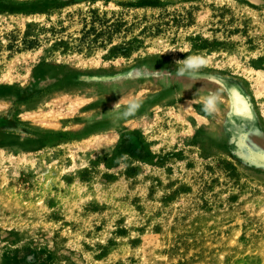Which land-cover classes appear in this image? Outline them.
I'll return each mask as SVG.
<instances>
[{
  "label": "rangeland",
  "instance_id": "rangeland-1",
  "mask_svg": "<svg viewBox=\"0 0 264 264\" xmlns=\"http://www.w3.org/2000/svg\"><path fill=\"white\" fill-rule=\"evenodd\" d=\"M258 81L264 0H0V264H264Z\"/></svg>",
  "mask_w": 264,
  "mask_h": 264
},
{
  "label": "water",
  "instance_id": "water-1",
  "mask_svg": "<svg viewBox=\"0 0 264 264\" xmlns=\"http://www.w3.org/2000/svg\"><path fill=\"white\" fill-rule=\"evenodd\" d=\"M227 93H228V96H229V107H230V113L231 115H239V116H244V117H247V118H252V111H251V108H250V104H249V100H248V97L247 95L239 92L238 89H236L235 87H231L229 89H227ZM234 96H237V97H241L243 100H245V110L244 111H239L237 110L235 107H234V100H235V97ZM248 101H247V100ZM256 158L258 159V161L261 163V164H264V155L262 154H258L256 156Z\"/></svg>",
  "mask_w": 264,
  "mask_h": 264
},
{
  "label": "clouds",
  "instance_id": "clouds-1",
  "mask_svg": "<svg viewBox=\"0 0 264 264\" xmlns=\"http://www.w3.org/2000/svg\"><path fill=\"white\" fill-rule=\"evenodd\" d=\"M189 67V61L186 60L184 65L182 66V68L184 70H187V68ZM140 99L139 98H133L132 100H130L128 102L127 105L121 106L119 101L114 105V110L119 111L121 107L124 108V111L121 113L122 115H128L130 113H132L136 108L139 107L140 104ZM215 104L216 102L211 100L210 98H205L204 100V104H203V108L206 112L212 113L215 111Z\"/></svg>",
  "mask_w": 264,
  "mask_h": 264
},
{
  "label": "bare ground",
  "instance_id": "bare-ground-1",
  "mask_svg": "<svg viewBox=\"0 0 264 264\" xmlns=\"http://www.w3.org/2000/svg\"><path fill=\"white\" fill-rule=\"evenodd\" d=\"M257 84V87H256V89L253 87L254 85H256ZM252 85V91H253V94L255 95V96H258L259 94H260V91L262 90V89H264V82H262V81H258L257 83H255L254 82V84H251ZM202 97V96H201ZM235 97V96H234ZM195 98V97H194ZM191 99V98H190ZM215 100V99H214ZM243 101L242 100H240V99H235L234 100V107H237V109H241V110H243L244 111V108H243ZM40 108V107H39ZM194 112V111H193ZM33 113V112H32ZM41 114V113H40ZM26 115H27V113H26ZM24 116V115H23ZM23 118V117H22ZM32 118V117H31ZM31 120V119H30ZM33 121V120H32ZM37 121V120H36ZM137 122V121H136ZM42 124V123H41ZM106 133V132H105ZM105 133H103V134H105ZM108 133V132H107ZM116 134V133H115Z\"/></svg>",
  "mask_w": 264,
  "mask_h": 264
}]
</instances>
